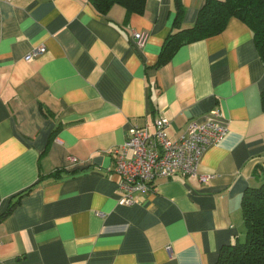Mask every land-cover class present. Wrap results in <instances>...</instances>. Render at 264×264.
<instances>
[{
	"label": "crops",
	"instance_id": "crops-1",
	"mask_svg": "<svg viewBox=\"0 0 264 264\" xmlns=\"http://www.w3.org/2000/svg\"><path fill=\"white\" fill-rule=\"evenodd\" d=\"M182 2L190 27L206 0ZM175 16L174 0L129 15L91 0H0V215L19 200L0 218V264H216L245 238L242 196L264 180V62L231 17L156 66ZM161 116L172 139L192 118L227 126L201 159L211 177L158 178L122 204L110 151Z\"/></svg>",
	"mask_w": 264,
	"mask_h": 264
},
{
	"label": "trees",
	"instance_id": "trees-1",
	"mask_svg": "<svg viewBox=\"0 0 264 264\" xmlns=\"http://www.w3.org/2000/svg\"><path fill=\"white\" fill-rule=\"evenodd\" d=\"M91 1L104 15L116 4L125 7L127 15L144 14L147 2ZM174 4L176 16L173 29L162 45L156 66L168 62L182 45L221 33L231 17L241 19L251 28L255 45L264 62V0H206L198 12L196 22L190 27H181L185 12L182 0H174ZM261 98L264 108V89ZM18 203L19 200L11 204L0 218L11 212ZM242 214L246 228L245 238H236L235 241L222 246L216 264H264V180L259 185L249 186L245 190L242 196Z\"/></svg>",
	"mask_w": 264,
	"mask_h": 264
},
{
	"label": "built area",
	"instance_id": "built-area-1",
	"mask_svg": "<svg viewBox=\"0 0 264 264\" xmlns=\"http://www.w3.org/2000/svg\"><path fill=\"white\" fill-rule=\"evenodd\" d=\"M146 36L145 32L134 33L139 47L144 46ZM39 50L28 54L27 59L31 60ZM217 113L216 110L212 114ZM169 125L170 121L162 116L156 119L153 130L134 125L123 144L110 151L114 159L112 169L119 176L122 204L138 202V195L152 191L158 178L198 177L205 182L211 177L200 173L201 159L205 151L227 133V126L212 117L192 118L182 136L172 139L167 131ZM71 160L77 159L72 157Z\"/></svg>",
	"mask_w": 264,
	"mask_h": 264
}]
</instances>
